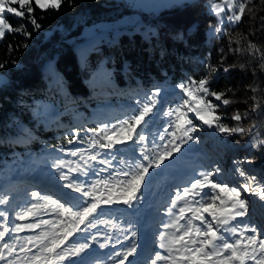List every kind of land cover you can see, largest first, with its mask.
<instances>
[{"label":"trees","instance_id":"16d2710c","mask_svg":"<svg viewBox=\"0 0 264 264\" xmlns=\"http://www.w3.org/2000/svg\"><path fill=\"white\" fill-rule=\"evenodd\" d=\"M130 11L123 0H62L59 9L35 10L39 29H34L27 17L7 14L14 28L23 24L30 35L13 32L0 40V63L5 65L0 71L8 79L0 87V173L4 174V168L12 162L37 154L45 146L68 147L74 134L82 141L89 135L88 130H101L109 122L118 124V120L130 119L154 89L161 90L156 111L164 116L186 98L176 85L198 81L215 68L213 90H231L226 98L232 103L218 110L228 117L223 123L230 128L243 127L245 133L222 135L191 113L189 118L202 127L192 133L200 144L193 153L207 156V148L212 147L218 155L210 154L213 160L226 159V169L233 176L227 178L230 183L243 184L245 179L235 172L240 167L264 185V146L253 147L255 142L248 134L249 127L256 124L253 134L264 139V113L251 112L254 95L264 101V71L260 69L259 54L255 59L249 55V43L264 52V0L246 4L238 24L225 21L222 31L212 35H207L206 29L208 24L216 23V16L205 9L204 0L172 5L155 16L144 15L140 24L121 27L113 38L111 31L100 33L99 41L83 49V58L78 60L75 48L84 38L85 26L112 22ZM238 47L244 51H230ZM46 60H53L61 86L43 74ZM100 64L106 72H97ZM225 68L231 70L225 72ZM249 85L257 89L255 94ZM207 99L220 103L211 96ZM41 100L51 103V113L39 111ZM237 112L242 116L248 113L239 124L230 119ZM144 131L141 127L140 132ZM23 172L30 175L29 171ZM67 174L81 175L69 170ZM262 214L264 205H253L246 219L264 227Z\"/></svg>","mask_w":264,"mask_h":264},{"label":"snow or ice","instance_id":"6c2138e0","mask_svg":"<svg viewBox=\"0 0 264 264\" xmlns=\"http://www.w3.org/2000/svg\"><path fill=\"white\" fill-rule=\"evenodd\" d=\"M226 2L227 8L225 9L223 4L209 0L210 7L216 15L224 16L227 11L231 13L226 16L228 21L231 24H238L245 13L246 4L251 3L252 0H235V3L234 0H226ZM13 5H19V8L13 7ZM61 5L62 0H0V40L7 33L15 32L25 36L30 35L23 24L14 28L8 21L7 14L11 13L19 18L27 17L33 28L39 29L41 25L34 15L35 10L40 9L46 12L49 9H59ZM221 31L220 28L216 29L218 33ZM249 49H251L249 55L254 59L259 54L260 69L264 71V52H261L259 48L251 43H249ZM230 51L240 53L244 49L239 47L230 48ZM4 66L3 63H0V69ZM205 67L209 68L211 66L205 65ZM240 67L243 69L245 65ZM230 70L231 68L224 69L225 72ZM253 71L255 74V69ZM216 72L217 69L212 68L210 75H205L198 81L190 80L187 84L176 85L189 99L184 100L175 109H170L164 113L167 116L174 117V122L169 125V128L173 130L168 132V135L172 137L169 142L173 144V147L168 149L165 145L164 152L155 156L149 155L145 149L141 155L143 160L147 161V164L136 163L134 167L129 168L127 171L121 169L119 175L124 177L123 183L127 186L123 188L115 201L109 196L108 199L103 201L93 198L91 201L85 199L82 202L78 201L77 204H72L71 199L64 201L60 197L55 200L46 197L44 207L50 202L56 205V209L62 216L71 217L72 222L64 228H61L63 224L61 220L48 221L43 219H36L35 223L32 224L21 223L10 226L9 216L5 211H0V218L3 220V223H0V261H5V264H23L21 257L14 252V249L18 247L20 237L16 236L14 242L9 244L5 242L6 236H10L11 233L23 232L25 229H39L41 225H49L53 229L51 233L41 231L35 237H25V242L19 245V252L23 254V259L28 264H65L66 261H70L71 264H89L88 258L91 255L89 250L96 243V236H92L91 239L85 237L83 242L73 243L70 249L64 247L65 242L74 233L85 232L89 228L96 227L93 221L102 214L101 204L111 206L114 203H122L129 208L134 207L136 202L143 196V187L150 181V169L153 167L159 169L165 164L166 160L173 158V153L181 151L182 144L197 139L192 133L198 130V125L193 123L187 112H194L196 120L222 135L244 134L245 129L243 127L230 128L223 123L228 117L221 115L218 110L221 105L229 106L232 103L230 99L226 98V92L231 90L228 89L225 92L213 90V85L216 82ZM248 87L254 94L257 92L255 87L251 85ZM160 92V89H154L152 96L145 97L142 108L138 109V114L134 112L130 119H124L119 127L105 128L103 135L98 133V138H90L91 143L88 149L76 148L72 150L70 154L73 157L79 155L83 163L72 162L76 163V167L70 168L69 171L77 174L82 173L85 177L94 173H102L106 171L112 161L107 158L101 159V153L95 151L97 147L102 150H113L117 145L126 146L129 143L135 145L144 142L146 137L141 135L138 126L147 123L146 118L150 119V114L156 111V106L160 103L157 98ZM209 96L220 103H213L212 100L207 99ZM252 99L254 103L251 112L264 113V101H261L258 95H254ZM189 101H194V106ZM184 109L187 111H184ZM247 115V112L244 116L237 112L230 119L239 124L247 118ZM256 127L257 125L253 124L248 129L250 138L255 142L253 147L264 146V139H258V136L253 134ZM166 131L168 130L166 129ZM177 132H181L182 135L177 137ZM77 139V135L74 134L69 140V144ZM160 139L163 141L164 137L161 136ZM96 164L105 167L96 170ZM64 166L63 161L54 164L58 171ZM222 171L217 166L214 171L201 173L202 178L194 179L190 187L184 188L182 194H177L172 199L168 214L173 218L165 223L163 227L173 231L170 235L168 232H160L158 237L160 241L159 248L164 249L167 254L162 255L161 252L157 251L155 258H150L151 264H159L161 261H165L166 264H264V227H260L250 220L245 222L244 218L249 215L250 202L241 195V190H243V192H249L264 201V185L257 184L255 176H250L242 168L236 167L235 172L243 177L246 182L239 187H230L226 182L215 179ZM129 176L130 179H128ZM59 178L65 182L63 185L65 188L80 193L84 198L90 196L85 181H79L75 177L70 179L62 171ZM250 185L256 186L250 187ZM209 187L213 190L219 189L220 193L228 197L227 201L220 200L221 206L219 208L215 206L218 196L214 192L206 190ZM65 195L71 197L70 193ZM32 197L39 199L40 193L32 192ZM6 203H8L6 196L0 198V204ZM66 203L68 206H66ZM40 207L41 204L39 203H31L21 209L16 219L25 221L29 217H35L37 212H34V210H39ZM208 217H211V219ZM110 222L108 221V223ZM82 225L83 227H81ZM133 236H135V233H133ZM125 239H128V237L125 236ZM109 244H111V240L106 238L103 243L99 244V247L103 249ZM33 248L36 249L35 252L32 251ZM136 252V244L130 242V246L124 250L122 258H120L121 253H114L118 257L115 264H125V262L134 264L133 260L129 258L133 257ZM29 253H32V255L29 256ZM109 259H111V256H109Z\"/></svg>","mask_w":264,"mask_h":264},{"label":"rangeland","instance_id":"374dc122","mask_svg":"<svg viewBox=\"0 0 264 264\" xmlns=\"http://www.w3.org/2000/svg\"><path fill=\"white\" fill-rule=\"evenodd\" d=\"M123 1L128 4L131 10L129 13L112 22H97L84 27L82 33V36L84 38L78 43L75 48V53L79 61H81L83 58L84 52H82V50L88 49L93 43L99 41L100 33L105 34L108 31H111L110 36L113 38L117 35L121 27L134 25L137 23L140 24L144 15L155 16L163 8H168L172 5L181 4L183 2H192L194 0ZM214 2L223 4L225 9L227 8L226 0H214ZM204 5L207 11L213 13L216 16V23L208 24L206 29L207 35H212L217 33L216 29L220 28L223 22H229L226 16L230 15L231 13H228L226 11L224 16H218L211 9L209 0H204ZM13 7L19 8V5H13ZM42 71L44 75H47V78L51 82L57 83L59 86H61L60 74L54 67L53 60H46L42 65ZM97 72H106V69L102 64H100L97 67ZM7 81L8 79L6 74L0 71V87L5 85ZM188 99L189 98L186 96L183 101ZM40 102V105L37 107L39 111L46 114L51 113V110L53 108L51 103L49 104L44 100H41ZM189 103L193 104L194 106V101H189ZM184 111L187 110L184 109ZM191 113L194 112H187L188 117ZM150 117V119L146 118L149 122L150 127L146 124L138 126L140 127V129L141 127L145 128V131L141 133V135H144L146 137V140L144 142L135 145L131 143L126 146L117 145L113 150H102L98 147L95 149L96 152L101 153V159L107 158L112 161L111 165L106 168V171L95 174V177H90L84 180H79V177H84L82 173H80L81 175L79 176L76 175L69 177L70 179L75 177L79 181H85L90 192V196L88 198H84L80 193H76L71 189L65 188L63 186L64 181H61L59 178L60 172L62 171L67 174L70 168L76 167V163H83L80 160L79 155L73 157L70 154L72 150L76 148L88 149L89 144L91 143L90 138H98V133L99 135H103L105 128L112 129L113 126L119 127L122 120H118V124H116V122H109L106 126L101 128L102 131L98 128L88 130L89 135L86 136L84 140H76V142L69 144L68 147L48 149L47 146H45L44 148H42L43 150L38 151L37 154L27 155L22 160L12 162V166H7V168H4L6 170L5 173H0V198H4L6 196L8 198V203L0 204V211H5L9 216L10 226L21 223L30 224L29 218L33 217H29L25 221H20L16 219V216L21 211V209L25 208L31 203H39L41 204L40 209L34 210V212H37V217L35 216L36 219H43L48 221L61 220L63 221L61 228L67 227L72 222L71 217H68L67 215L62 216L56 209V205L50 202H48L47 206L44 207L45 198L51 197V199L55 200L58 196V191L62 192L64 194V197L68 199H65L64 201H69V199H71V202H75L76 204L78 201L82 202L85 199L91 201L93 198L103 201L108 199L109 196H111L115 201L119 197V194L123 190V188L127 186L125 183H123L124 177L119 175L121 169L127 171L129 168L134 167V164L136 163L147 164V161H144L143 156L141 155V153L145 149L147 150L149 155L155 156L164 152L165 145H167L168 149H171L173 147V144L169 142L172 137L168 135V132L173 130L169 128V125L174 122V117H170L167 115L158 116L157 111H155L153 114H150ZM200 128L202 127L198 124V130H200ZM166 129L168 131H166ZM181 135V132H177V137H180ZM161 136L164 137L163 141L160 139ZM195 136L197 137V135ZM177 142L179 141L177 140ZM198 147H200V144L198 143L197 139L189 141L187 144H182L180 152L173 153V158L166 160L165 164L162 165L159 169L156 168L158 172L155 173V167L150 169V181L143 187V196L138 202H136L134 207L129 208L122 203L112 204L118 206V213H122L123 210H125V212L127 213H130L129 211H134V219L130 220V218L124 217L120 213L118 214V217H110L109 214H106L104 216L101 214L96 220L93 221L96 224V227L89 228L85 232L74 233L72 237H69L70 240L68 239V243L66 242L64 247L70 249L73 245L72 243L83 242L85 237L91 239L92 236H96V243H94L89 250L91 253L88 258L89 264H115V261L118 258L115 260L111 259L112 262L106 263L101 262V260H95L94 262L91 260L98 258L97 254L101 251H104L105 249L106 252L112 251L113 248L118 250H125L130 246V242L132 241L126 243L127 239H125L124 244L119 245L122 239V237H120L119 235L125 233L124 235L128 236L135 233L134 239L137 240L135 243L137 252L133 255V257L129 258L133 260L134 264H151L150 258L154 259L155 253L157 251L161 252L162 255H166L167 253L165 252V250L159 248L160 241L158 237L160 232H168L170 235L173 231L172 229H165L163 227L165 223H168L173 218L168 214L169 209L171 208L172 199L177 194H182L184 188L190 187V184L194 181V179L202 178L200 176L201 173L214 171L217 166L223 170L221 172L223 176L219 174L215 177V179L226 182L230 187L235 185L227 180V178L229 179L233 176L232 174H229L226 169V165L224 164V161L226 159L222 160V162H220L221 160H213L210 154H213L215 156L218 155L215 152V149L212 147L207 148V152L209 153H205L207 156L198 153L201 156L196 159L198 154H194L193 152ZM224 155L227 158V154ZM122 156H127L129 158L123 159ZM207 160H210V162ZM60 161H63L65 166L58 171L56 167H54V164ZM101 167L105 166L96 164V170ZM23 170L29 171L30 175H26ZM180 170L187 172L188 176L183 177L182 175H180ZM10 172L11 175H9ZM130 178L131 177L129 176L128 179ZM245 182L246 181L244 180L243 183ZM257 184L261 183L257 181ZM235 186L239 187L240 185L236 184ZM255 186L256 185H250V187ZM53 189L54 191H52ZM206 190L214 192L218 196L215 204L217 208L221 206V199L225 201H227L228 199L227 195L219 192V189L213 190L209 187ZM32 192L40 193L39 199L33 198ZM66 193H70L71 197L65 195ZM241 195L243 198L247 199L250 202L249 207L253 205L257 207L258 204L264 205V201H261L258 196L252 195L249 192H243V190H241ZM66 206H68L67 203ZM101 208L102 213L105 212V210L110 209L109 206H105L103 204H101ZM41 214L42 216H38ZM124 218L130 220L126 226L124 221L122 220ZM208 218L211 219V217ZM262 218L264 219V214H262ZM115 220L116 222L118 221V223H116ZM244 220L245 222H248L246 218H244ZM108 221H111L112 223L114 222V225H118V230L111 227L110 224L112 223L110 222L109 224ZM0 223H3L2 218H0ZM196 223L198 224L199 222L197 221ZM81 227H83V225ZM41 231H48L49 233H51L53 229L49 225H44L36 231L31 232V237L39 235ZM141 232L143 233L141 234ZM137 234L141 236H138ZM14 235L19 236L17 233H11L10 236H6L5 242L9 243V239L13 238ZM19 237L22 238L23 235H20ZM106 238H110L111 244L101 249L99 247V244L103 243ZM117 241H119L120 243H117ZM20 257H22L21 260L23 261V263L28 264V262L23 259V256ZM13 259H15V257H13ZM0 264H5V261H0ZM125 264H127V262H125ZM159 264H166V262L161 261L159 262Z\"/></svg>","mask_w":264,"mask_h":264},{"label":"bare ground","instance_id":"6f19581e","mask_svg":"<svg viewBox=\"0 0 264 264\" xmlns=\"http://www.w3.org/2000/svg\"><path fill=\"white\" fill-rule=\"evenodd\" d=\"M52 189V188H51ZM52 191H54V189L52 190ZM57 197H60V198H62L63 200H65L66 198L64 197V194L62 193V192H60V191H58V193H57ZM66 200H68V199H66ZM72 203V202H71ZM75 202H73L72 204H74ZM76 204V203H75ZM116 206V205H115ZM51 209V208H50ZM115 210H118V206H116V208H115ZM130 213H127V212H125V210H123V212L122 213H120L122 216H124V217H127V215H130V217H132L133 215L132 214H134L135 212L134 211H129ZM132 212V213H131ZM104 213H107L106 211L105 212H103L102 214H104ZM118 213V214H119ZM118 214L117 215H115V217H118ZM108 215V214H107ZM41 216H42V214H41ZM109 216H111V217H114V216H112V215H110L109 214ZM134 218V217H133ZM30 219V222H32L34 219H31V218H29ZM114 220V219H113ZM120 220V219H119ZM115 222H116V220H115ZM112 223V222H111ZM114 223V222H113ZM110 224L111 225V227H113V228H115V229H117L118 230V225H114V224ZM116 223H118V221L116 222ZM132 224V223H131ZM130 224V225H131ZM44 225H41V227H43ZM129 227V226H128ZM127 228V227H126ZM37 229H25L23 232H20V233H17L19 236L20 235H23V237L21 238V245L25 242L24 241V238L25 237H31V232H34V231H36ZM143 232H141V234H142ZM125 234V233H124ZM124 234H120L119 236L120 237H122L123 238V240L121 239V243L119 244V245H122V244H124V241H125V235ZM128 234V233H127ZM138 236H141V235H139V234H137ZM15 236V235H14ZM17 236V235H16ZM128 237V239H127V241H126V243L127 242H130V241H132L133 243H136V239H134L135 238V236H133V234L132 235H128L127 236ZM76 239V238H75ZM69 240H70V238H69ZM73 240H74V238H73ZM67 242V241H66ZM66 242H65V244H66ZM68 243V242H67ZM116 244V243H115ZM68 245V244H67ZM127 246H129V245H127ZM114 247V246H113ZM118 247V246H117ZM116 247V248H117ZM128 248V247H127ZM145 249V248H144ZM33 252H35L36 251V249L35 248H33V250H32ZM14 252L17 254V255H19V256H23V254L22 253H20L19 252V250H14ZM116 252H119V253H121V257H122V254H123V252H124V250H118V249H115V248H113L112 249V251H109V252H106V249L104 250V251H101L100 253H98L97 255H98V258H95V259H93V260H91V261H95V260H98V259H102V258H105V256L106 255H108V254H112V253H116ZM29 256H31L32 255V253H29L28 254ZM22 258V257H21ZM118 257L115 255V254H113V256L111 257V259L112 260H115V259H117ZM111 259H107L106 261L105 260H102L101 262H112V260ZM100 262V263H101ZM92 263V262H91ZM23 264H25V263H23ZM65 264H71V262L70 261H66L65 262Z\"/></svg>","mask_w":264,"mask_h":264}]
</instances>
